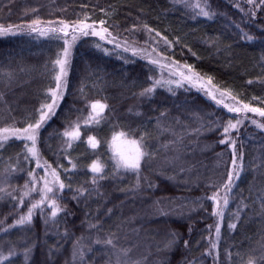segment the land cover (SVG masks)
Wrapping results in <instances>:
<instances>
[{
  "label": "trees",
  "instance_id": "16d2710c",
  "mask_svg": "<svg viewBox=\"0 0 264 264\" xmlns=\"http://www.w3.org/2000/svg\"><path fill=\"white\" fill-rule=\"evenodd\" d=\"M208 2L211 19L196 15L197 0H0V129L34 122L55 86L54 61L64 42L29 26L101 24L113 36L81 33L73 43L69 32L67 87L40 129L41 163L65 184L57 200L65 211L52 218L45 206L34 210L30 224L10 227L40 199L42 180L23 197L33 187L29 171L39 180L44 169L25 160V141L0 140V188L12 194L0 193V264H264L258 261L264 256V128L257 127L264 117L251 116L256 124L244 121L224 134L239 114L162 65H184L239 103L264 108V8L247 0ZM153 79L163 86L150 99L141 96ZM95 101L107 105L104 119L82 126L66 157L62 133L78 120L83 125ZM119 132H130L131 139L144 135L153 154L141 161L138 186L136 173L113 167L112 137ZM88 135L100 141L95 150L85 143ZM233 150L243 159L227 190ZM94 160L105 176L96 184L87 167ZM81 188L87 189L82 195Z\"/></svg>",
  "mask_w": 264,
  "mask_h": 264
},
{
  "label": "snow or ice",
  "instance_id": "6c2138e0",
  "mask_svg": "<svg viewBox=\"0 0 264 264\" xmlns=\"http://www.w3.org/2000/svg\"><path fill=\"white\" fill-rule=\"evenodd\" d=\"M247 3L250 5H253L254 9L259 10L261 8H264V0H247ZM194 9H198L196 12V15L203 16L208 19H211L215 13L211 11V6L208 2V0H204L203 4H201L200 0H197V3L193 5ZM249 14L251 16H255L256 12L252 9H249ZM103 24V21H101ZM39 21H34L33 25H38ZM62 25L59 28H49V29H40L38 27L29 26V29L31 32H38L40 36H48L49 33L53 34V38L55 39H62L64 42L65 47L63 48L61 53L57 54V58L54 61V71L58 68V71H56V74L54 75L53 79L55 81V86L50 87L47 90L45 102L40 105L38 109H36V112L38 113V118L34 120V122H30L27 124L26 127L18 128L15 127V125H10L8 127H4L3 129H0V133L3 135L0 136V140L3 141V143H6L10 138H15L17 140H23L24 143V158L25 160H29V158L34 159L36 161L37 168H43L44 169V176L40 177L39 180H37L36 175L34 171L30 170L28 175L30 177V180L33 184V187L29 189L28 191H25L23 193V197H28L31 192L37 191L35 185L39 183L40 180L43 181V187L39 189L40 192V199L36 200L31 203L30 207L28 208L26 215H20L19 219L16 220L14 225H11L10 227H15L16 225H24V224H30L32 220V215L34 213V210L36 209H43V207H48L51 209V217L55 218L59 212L65 211V209L61 208L60 205L57 203V200L60 198L59 193L63 192V189L65 188V184L63 181L59 178V173L55 169H49L51 168L50 165L47 164V162L41 163V158L39 151L37 149V141L40 134V129L48 122V120L51 119L53 115H55L56 109L59 107V102L63 99L64 90L67 87V74H68V66H69V55H70V42L67 39L69 36L68 32V24H65L63 21L60 22ZM90 25L82 24L78 28H73V31H80L83 35H89V32L85 31V29L90 28ZM103 31H107V29H104ZM151 31V29H149ZM62 34V35H61ZM92 35H100L99 32H96L95 30L92 31ZM159 35V33H157ZM245 38L248 40H251L252 37L248 36L246 33L244 34ZM103 39V36H101ZM77 37L73 35L71 37V41L74 43L76 41ZM111 42V41H109ZM97 47H100L97 45ZM119 47V45H117ZM128 49L125 48V51ZM107 54V50H104ZM151 63H157V61H151ZM191 71V68H189ZM185 79L191 80V76L184 77ZM149 79H152L151 77ZM208 82L211 83V78H208ZM251 83V81H249ZM162 83L160 80H152V84L150 87L145 88L140 95L146 98H151L152 94L155 92L157 87H162ZM171 91V89H169ZM207 95L211 96L212 99H216L214 95H212L211 92H208ZM226 95V93H221V96L223 97ZM3 99V94H0V100ZM235 99V97H233ZM255 99V98H254ZM50 100V102H48ZM223 103V100H217V104ZM91 109L88 116L84 119L83 125L79 122H74L67 128L63 133L62 136L65 139L64 142V148L63 152L65 156H69L68 150L72 148L73 144L80 140L81 138V127L83 126L86 130L90 128L93 125H99L101 120L104 119L103 112L107 108L106 104L101 103L100 101L92 102L88 105ZM224 107L227 108L228 112H252V113H258L261 117H264V108L259 107H251L249 104H244L242 108L238 107H232L228 104H224ZM163 115V114H162ZM241 121L239 119L236 120V123H232L231 119L228 121L227 125L224 126V134H228L230 129H234L237 127L238 124H240ZM252 123L256 124L257 122L255 120L252 121ZM257 127L264 128V124H257ZM132 134L126 133V132H119L114 133L112 137L113 142V167L116 172H119L121 169L124 171H131L136 173L137 175V186L139 185L140 180V169H141V161H150L152 158V153L147 150L148 145L145 142V136L141 135L139 139H131L130 136ZM117 142H125L132 146V151L125 155L124 153L118 151L117 147L115 146ZM221 143H225V140H221ZM3 143H0V148L3 147ZM85 143L93 150H95L100 141L97 140L96 136L94 135H88ZM232 144L234 146L235 141H232ZM147 158V159H146ZM243 157L242 154L239 156L236 154L235 150H233V159H232V165H233V172L228 173L227 176V183L224 184V188L227 190L231 189L234 175L238 178V169L240 165L238 164V160L242 161ZM69 163L71 164L72 169H75L77 167L76 163H73L71 159H69ZM58 167H63L62 165H58ZM90 172L93 174L92 177V183L96 184L99 179H104L105 176L103 175V165L98 161L94 160L90 165L87 166ZM12 171H15V169H12ZM65 172L69 171V169H64ZM51 175L53 177V180L50 182L47 180V176ZM151 186V185H149ZM25 188H28V184H25ZM87 189L81 188L78 189V192L82 195ZM0 193H5L8 196H11V193H7L5 189L0 188ZM23 197L20 198L19 204L23 206L24 200ZM74 199L77 198L76 196L73 197ZM0 199H3V196H0ZM12 199H16V197H12ZM209 199L216 200V195L209 197ZM219 202L217 201V204ZM225 205L227 204V199L224 201ZM216 215L222 216L223 213L220 211L215 212ZM230 228H235V224L229 225ZM220 227L217 225L216 227V233L217 236L219 235ZM106 243L108 245H112L115 247L114 241L112 239H107ZM174 241H169V244L166 246H170ZM187 241H185V246H187ZM213 248L216 247L215 244L212 245ZM11 254V253H10ZM123 254L125 256L128 255V250H123ZM2 259H7V257H3ZM259 262H264V256H261L258 258ZM139 264V262H137ZM249 264H253V261L250 260Z\"/></svg>",
  "mask_w": 264,
  "mask_h": 264
},
{
  "label": "rangeland",
  "instance_id": "374dc122",
  "mask_svg": "<svg viewBox=\"0 0 264 264\" xmlns=\"http://www.w3.org/2000/svg\"><path fill=\"white\" fill-rule=\"evenodd\" d=\"M57 28L61 27V24H57ZM68 24V23H65ZM82 24H87L90 25V28L85 29V31L92 33L93 30H95L96 32H99L100 35L99 36H103L104 38H106L107 40L112 39L113 40V36L109 35L107 32L103 31L105 28L104 26H102L101 24H91V23H80V24H75V25H71L68 24V32H72L73 28H78L80 25ZM72 34V33H71ZM76 34H81L80 31H76L72 34L76 35ZM128 46H131V44H126ZM138 53L141 54L142 56H147L149 57V55L151 56L150 59L154 58L157 59L158 61L160 60V58L156 57V55H151L148 52L144 51V49H137ZM151 53V52H150ZM149 54V55H148ZM162 61V60H160ZM162 63V62H161ZM162 65L164 66V71H166V73L168 74H175V75H180L181 77H186V76H191L192 79L188 80L185 79L187 81H189L190 83H192L194 86H196L197 88H199L202 92L204 93H208L211 92L212 95H214L216 97V100H223L222 104H228L229 106L232 107H238V108H242L243 104L239 103L236 99H233L232 97L228 96L227 94L224 95L223 97L221 96V92L218 89L214 88L213 86H211L207 81H205L204 79H202V77H200L198 74H196L193 71H190L187 67H185L184 65H173V64H168V63H162ZM165 74V73H164ZM233 113H238L239 114V120L241 121V123H243L244 121H253L254 118H252L251 116H257L258 113H252V112H245V111H240V112H233ZM257 121L259 122V124H264L262 121H260L259 119H257ZM240 123V124H241ZM238 124L237 127L240 125ZM236 129V128H234ZM118 149V151L124 153L125 155L129 154L132 151V146L125 143V142H117V144L115 145ZM220 204V202H219Z\"/></svg>",
  "mask_w": 264,
  "mask_h": 264
}]
</instances>
